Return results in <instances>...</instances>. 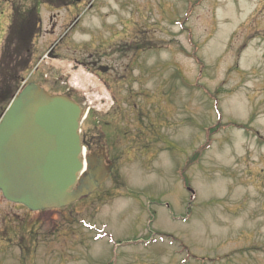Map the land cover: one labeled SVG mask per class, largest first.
<instances>
[{"label": "rangeland", "instance_id": "374dc122", "mask_svg": "<svg viewBox=\"0 0 264 264\" xmlns=\"http://www.w3.org/2000/svg\"><path fill=\"white\" fill-rule=\"evenodd\" d=\"M14 2L31 10L41 0ZM39 5L32 59L10 39V80L0 75V92L21 87L11 79L18 60L30 61L23 79L53 95L77 93L84 114L91 108L80 135L111 133L115 162L91 199L42 215L12 207L10 251L0 264H210L232 239L264 234V137L234 130L250 125L264 135V0H96L76 23L75 14ZM6 9L0 0V59L10 34ZM69 27L62 42L108 54L110 112L100 77L74 69L69 57L44 59L74 53L51 50ZM38 218L55 223L22 249L19 223ZM158 234L179 241L169 247Z\"/></svg>", "mask_w": 264, "mask_h": 264}, {"label": "water", "instance_id": "95a60500", "mask_svg": "<svg viewBox=\"0 0 264 264\" xmlns=\"http://www.w3.org/2000/svg\"><path fill=\"white\" fill-rule=\"evenodd\" d=\"M81 109L30 83L0 121V192L31 212L67 207L97 190L111 166L88 157L79 135Z\"/></svg>", "mask_w": 264, "mask_h": 264}, {"label": "flooded vegetation", "instance_id": "af4514ba", "mask_svg": "<svg viewBox=\"0 0 264 264\" xmlns=\"http://www.w3.org/2000/svg\"><path fill=\"white\" fill-rule=\"evenodd\" d=\"M90 1L95 2L96 0H41L43 4L49 5L55 10H60V11L65 10L67 15L75 14L74 15L75 17L78 14V12H80V10H83L81 9V7H84V6L86 7L85 4L89 3ZM4 2L7 4V9L5 11L7 15L11 17V21L8 24V28L6 30V33H10L11 32L10 29L12 28L15 20L17 19L20 22V20H22L23 18V15L26 16V12H28L29 10L27 9L28 7L25 9L27 11L23 10L25 8L24 3L15 5L14 0H4ZM41 2H34L33 8L34 7L35 8L31 10H33L35 14L28 15L29 17L31 16L30 21L34 19V28L31 31L32 32L31 38L35 37L36 34H40V31H41L42 23L39 18V13H40L39 8L41 6L39 4ZM52 15H55V14H52ZM56 17L57 16H54V18ZM80 19L81 17L79 16L78 18H76L75 21L78 22ZM50 21H52L51 18H50ZM52 27L53 29H51L50 31L51 35L55 33L56 25L53 24ZM70 27L68 30L65 31L63 36L61 38L59 37L58 41L54 43V46L52 47L51 50L55 52L56 49H59L58 52H61L65 48L66 50L72 49L74 53L69 54V52H67V55H63V54L53 55L52 52L49 54L45 53L46 57H44V59L46 58L52 61H58L60 58L65 59L69 57V59L72 60L71 62L74 65V69L80 68L83 71H85L87 74L89 73V75L91 76H94L96 78L100 77V82L105 88V91L110 94V99H113V97H115L116 92L111 87L110 77H113L115 75V72H113V69L109 66L111 62H109V64L104 63L105 61L106 62L109 61V58L107 56L108 54H106L105 52L102 53V52L91 51L92 48L89 47L91 45H89L88 47H83L81 49H78L73 46L72 41L62 42L67 37ZM100 45L104 46L103 43H100L99 46ZM30 49L31 50H29V52L26 54L27 60L32 59L33 52H34V45H32L31 42H30ZM117 51L118 50H116V52ZM118 52L122 53V50ZM113 64H115L114 61H113ZM131 68H132L131 64H130V67H128L127 65L123 69V72L127 74ZM63 95L67 96L68 98H70L71 100L75 102L79 101L78 99L79 97L77 93H74L73 91L69 89H65V92H63ZM113 107L114 105L112 104L108 111L110 112L111 110H113ZM102 133H103V137H99L97 135L96 137L89 136V137H83V140H84V143L88 146L89 153L91 154L92 153L94 154L95 151L98 149L104 148L106 150V158H105L106 164H112L111 162L115 161V159L111 158L113 156L110 154L111 144L108 140L111 136V133H109L108 131L102 132ZM113 168H114V165H113ZM12 207L14 208L19 207V208L26 210L25 208L21 206L11 204L9 201H7L2 196L0 192V254H2V256L6 255L10 251V245L12 241V238H11V233H12L11 210H12ZM53 211H58V210L42 211V212H38L34 214L42 215L44 213L53 212ZM26 212L28 211L26 210ZM26 221L27 220H24L19 223L20 229L22 230V232H24L23 234L20 235V239H18L20 241L18 243V246L20 245L19 247H22V249H26V248L28 249V245L27 247L25 246L28 238H32V240L39 238L40 235L38 234V230L41 227L47 226V227L52 228V225L55 223V221H52V219H42V218L36 219L31 224L27 223ZM157 237L161 238L159 239L160 241L166 242L169 247H174L173 244H176V242L179 241L177 240L175 236H172V234L157 235ZM246 237L249 238L246 241L240 240V238L236 240L232 239V241L234 242L237 241V244L234 246V242L232 241H231L232 243L228 242L229 243L227 245L228 248L226 249L224 254L218 255L214 258H208V261L210 262V264H264V234H259L257 236V239L255 235H247ZM155 242L156 241H153L152 243H155ZM136 243L137 245L140 246L141 244L143 245L144 242H136ZM147 245L148 244L146 243L143 246H147ZM219 247L224 248L221 245ZM179 250H182L181 244L179 245ZM133 264H134V261H133Z\"/></svg>", "mask_w": 264, "mask_h": 264}, {"label": "trees", "instance_id": "16d2710c", "mask_svg": "<svg viewBox=\"0 0 264 264\" xmlns=\"http://www.w3.org/2000/svg\"><path fill=\"white\" fill-rule=\"evenodd\" d=\"M32 14H35L34 11L29 10L28 12H26V16L23 15V18H22V20H20V22L16 19L12 28L10 29L11 32H10L9 36L5 40L4 48L6 49V55L3 54V57L0 60V75L3 76L5 81L8 79L10 80V78L8 77L9 74L7 72H5V61H4V58L9 56L10 53L12 52V50H9V48L7 47L9 44H11V42H9L10 39L13 37L18 38L19 41H18V45L16 48H19L18 46L22 47L25 45L26 54L30 50V39L32 36L31 31L34 28V19L30 21L31 16L29 17L28 15H32ZM6 43H7V45H6ZM27 65H28L27 62H22V60L21 61L18 60L17 65H16L17 67L16 66L15 67H16V69L18 68L20 70L17 69L18 70L17 76L15 78L11 79L13 83L18 82L19 77L21 76L19 74H22L25 70L28 69ZM8 89L9 88L2 90V91H4V93H1L3 95L2 99L7 104L11 100L12 96L14 95L16 88L13 89L9 94H8Z\"/></svg>", "mask_w": 264, "mask_h": 264}]
</instances>
